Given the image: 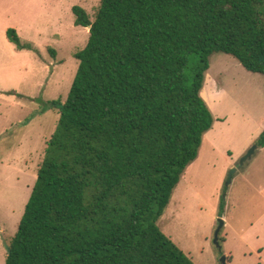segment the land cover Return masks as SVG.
<instances>
[{"label":"trees","instance_id":"1","mask_svg":"<svg viewBox=\"0 0 264 264\" xmlns=\"http://www.w3.org/2000/svg\"><path fill=\"white\" fill-rule=\"evenodd\" d=\"M73 12L89 39L5 264H196L158 221L215 123L202 96L212 55L264 75V0Z\"/></svg>","mask_w":264,"mask_h":264},{"label":"rangeland","instance_id":"2","mask_svg":"<svg viewBox=\"0 0 264 264\" xmlns=\"http://www.w3.org/2000/svg\"><path fill=\"white\" fill-rule=\"evenodd\" d=\"M101 0H0V264H5ZM15 29L32 49L10 41ZM202 96L215 123L158 224L196 264H264V75L214 53ZM225 202L224 210L222 204ZM224 222L215 242L216 231ZM225 259V261H224Z\"/></svg>","mask_w":264,"mask_h":264},{"label":"water","instance_id":"3","mask_svg":"<svg viewBox=\"0 0 264 264\" xmlns=\"http://www.w3.org/2000/svg\"><path fill=\"white\" fill-rule=\"evenodd\" d=\"M89 28H91V26H89ZM258 145H255L252 149L249 150V152L242 158L241 160V163H240V168L243 167L244 163L252 158L253 154L256 152V150L258 149ZM224 226V222L221 221V224L219 225L217 231H216V236H215V242L217 243L218 246H220V242H219V235H220V232H221V229L223 228ZM225 261V259H224ZM225 264V263H224Z\"/></svg>","mask_w":264,"mask_h":264}]
</instances>
